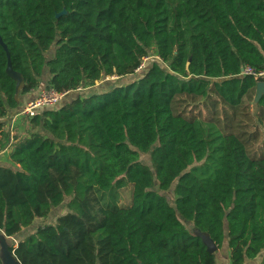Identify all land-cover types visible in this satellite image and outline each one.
I'll use <instances>...</instances> for the list:
<instances>
[{"label":"trees","instance_id":"16d2710c","mask_svg":"<svg viewBox=\"0 0 264 264\" xmlns=\"http://www.w3.org/2000/svg\"><path fill=\"white\" fill-rule=\"evenodd\" d=\"M0 35L24 79L0 43V150L46 71L61 92L140 76L44 107L15 138L0 230L20 264H220L196 230L264 264V95L242 75L264 70V0H0Z\"/></svg>","mask_w":264,"mask_h":264},{"label":"crops","instance_id":"0c3cea01","mask_svg":"<svg viewBox=\"0 0 264 264\" xmlns=\"http://www.w3.org/2000/svg\"><path fill=\"white\" fill-rule=\"evenodd\" d=\"M48 80H49V72L46 71V73H44L43 78L41 79V85L39 86V88L31 90L30 92H27V93H21L20 92L19 96H18L19 107L16 110L15 109L12 110L8 114V116L4 119V121L6 122V128L9 131L10 141H9L8 145L3 150H0V152H1L0 153V165H8L9 164V153L13 149V143L16 141L15 138L17 136H20V135H27V134H29V131H31V125L29 122L31 118L30 117H21L18 115V113L21 111V109L26 105V103L28 101L37 97L40 90L46 87ZM125 83H126V81L124 82L122 78H119L116 76L115 77H107L105 80H101L93 86H87V85L83 86L82 90H80V92L77 91V92L67 93L64 98H66L68 96L69 97L63 101L65 103H69L70 101H72L73 99H75L78 96L87 97V96L95 95V94L101 93L103 91L110 90L116 84H120V85L124 84L125 85ZM26 131H27V133H25ZM37 220H39V219H37ZM27 230H28V228H27ZM24 232H26V230ZM195 233H196V231H195ZM216 251H217L218 260H219L220 264H231L230 249H229L227 243H225L223 245V247L217 248ZM261 259H262V256H259L252 261H248L246 264H258L261 261Z\"/></svg>","mask_w":264,"mask_h":264},{"label":"rangeland","instance_id":"374dc122","mask_svg":"<svg viewBox=\"0 0 264 264\" xmlns=\"http://www.w3.org/2000/svg\"><path fill=\"white\" fill-rule=\"evenodd\" d=\"M146 63H147V61H144L145 66H147ZM139 77L140 76L137 74H132V75H128V76L124 77L123 81L124 82L126 81V83L128 84V83L133 82L135 80V78H139ZM118 85H120V84H118ZM68 97L64 98L63 100H66ZM62 101H61V103H62ZM25 133H27V131ZM142 160L148 164L150 162L148 155L143 156ZM171 193H172V190H170L169 192H166L165 194L167 195V197L170 198ZM120 194H121V199L119 198V200L117 202L119 206L130 205L132 203V194H133L132 185H129V186L121 189ZM68 199L69 198H67L62 205L54 208L52 213L47 218H43V219H39V220L35 221L33 226L29 227L28 230H26V232H24L23 236L34 232L37 229V227H39L41 225L54 223L59 215L64 214L68 211V209H67ZM17 242H18V239L16 237L8 238L0 230V254H1V258L4 259L3 254H4V252H6L7 247H10L12 244H16ZM11 262H12V264H16L13 259H11Z\"/></svg>","mask_w":264,"mask_h":264},{"label":"built area","instance_id":"2783aa9c","mask_svg":"<svg viewBox=\"0 0 264 264\" xmlns=\"http://www.w3.org/2000/svg\"><path fill=\"white\" fill-rule=\"evenodd\" d=\"M147 58H145L146 60ZM145 66L144 63L138 68L140 70ZM242 75L253 76L256 80L261 81L264 77V70L257 71L250 65H244L242 67ZM82 87H78L77 90H81ZM67 92H61L55 88H43L38 93L37 97L28 101L26 105L18 113L21 117H34L37 115L38 111L44 107L55 106L61 103V101L66 96ZM1 153V152H0Z\"/></svg>","mask_w":264,"mask_h":264},{"label":"water","instance_id":"95a60500","mask_svg":"<svg viewBox=\"0 0 264 264\" xmlns=\"http://www.w3.org/2000/svg\"><path fill=\"white\" fill-rule=\"evenodd\" d=\"M60 14H57V16H60ZM0 43L3 45V47L5 48L6 52H7V56H8V65H7V73L14 78L17 81V90L19 92V88L22 86L23 84V76L21 73L16 72L13 67H12V61L10 58V52L8 50V47L4 44L2 37L0 35ZM264 95V80L258 81L257 82V96H256V101H258L262 96ZM196 234L199 235L203 242L207 245V248L210 252H215L217 250V245L216 243L213 241V239L210 237V235L208 233L202 232L200 230H196ZM4 259L2 258L3 264H12L11 259H13L15 261L16 264H20L16 258L14 257L13 253L9 250V247H7L6 252H4L3 254Z\"/></svg>","mask_w":264,"mask_h":264}]
</instances>
